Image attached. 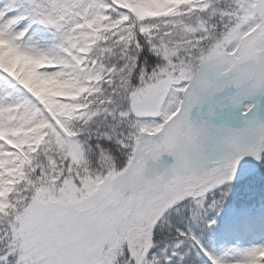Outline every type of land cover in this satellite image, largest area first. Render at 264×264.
<instances>
[{"label": "snow or ice", "instance_id": "obj_1", "mask_svg": "<svg viewBox=\"0 0 264 264\" xmlns=\"http://www.w3.org/2000/svg\"><path fill=\"white\" fill-rule=\"evenodd\" d=\"M264 164V0H0V264H264L204 235Z\"/></svg>", "mask_w": 264, "mask_h": 264}, {"label": "rangeland", "instance_id": "obj_2", "mask_svg": "<svg viewBox=\"0 0 264 264\" xmlns=\"http://www.w3.org/2000/svg\"><path fill=\"white\" fill-rule=\"evenodd\" d=\"M218 191L227 194L218 209L208 213L217 221L204 231L208 246L219 250L264 239V164L250 157L237 167L234 179Z\"/></svg>", "mask_w": 264, "mask_h": 264}, {"label": "bare ground", "instance_id": "obj_3", "mask_svg": "<svg viewBox=\"0 0 264 264\" xmlns=\"http://www.w3.org/2000/svg\"><path fill=\"white\" fill-rule=\"evenodd\" d=\"M249 158H250V156H246V157H244L243 160L241 161V163L238 164V166H240L241 164H244V163L248 162V161H249ZM238 166H237V167H238ZM260 210H262V209H260ZM261 214H262V213H261Z\"/></svg>", "mask_w": 264, "mask_h": 264}]
</instances>
